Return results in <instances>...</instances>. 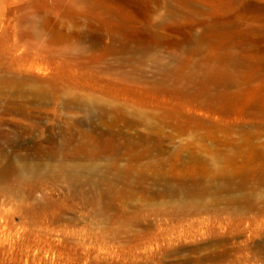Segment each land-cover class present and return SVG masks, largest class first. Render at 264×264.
Instances as JSON below:
<instances>
[{
    "label": "rangeland",
    "instance_id": "1",
    "mask_svg": "<svg viewBox=\"0 0 264 264\" xmlns=\"http://www.w3.org/2000/svg\"><path fill=\"white\" fill-rule=\"evenodd\" d=\"M110 1L114 6H89L84 0H0V150L21 165V154L45 148L50 141L61 147L70 135L79 133L75 136L80 139L82 130L109 131L111 112L120 109L134 125L120 121L113 128L123 134L117 141L131 140L134 154L150 146L144 158L129 162L125 157L120 164L145 171L148 179L142 185L150 191H162L169 177L192 174V152L199 150V155L210 158L214 148L227 149L211 140L231 138L242 143L252 137L264 153V0ZM149 14L153 25L147 22ZM153 43L157 52L151 51L145 62L132 50H123ZM170 52H177L181 59ZM186 60L198 65L213 62L214 67L202 71L196 87L184 82L186 91H168L154 83L158 66L189 71ZM226 64L234 75L232 81L223 68ZM228 83L229 94L222 92L216 99L218 107H230L227 121L221 112L207 114L198 98H192L197 90L216 93ZM43 93L49 97L43 101L45 110H29L31 121L10 113L12 107L37 105ZM54 94L59 100L54 101ZM67 98L73 102L70 107ZM82 103L84 108L79 107ZM178 107L184 108V115ZM170 108L176 109L173 118H155V113ZM200 120L215 126L205 124L197 136L172 126ZM139 136L150 141H140ZM230 152L245 166L243 172H264V157L252 146L239 145ZM178 153L182 160L177 159ZM5 163L0 162V167ZM226 163L220 160L219 174L228 167ZM204 169L207 179L211 178V170ZM155 171L160 172L159 179L150 178ZM46 182L59 199L56 207L48 205L47 214L41 216L37 211L29 214L20 205L23 200L14 196L13 187L3 195L0 185V264H179L174 249L192 242L189 226L193 223L202 227L194 243L216 242L217 248L232 255L228 264H264V200L251 210L246 203H230L223 194L219 204H208L211 212L194 214L190 208L183 219L175 220L156 206H174L167 195L151 199L136 193L132 200H124L112 192L116 202L102 214V205L64 199L74 189L66 181L57 186ZM103 185L114 191L123 188L111 180ZM260 191L264 199V188ZM216 197L207 195L203 201ZM227 209L235 210L237 216H230ZM209 228L212 236H203ZM225 238L229 240L219 246ZM166 248L171 251L165 253Z\"/></svg>",
    "mask_w": 264,
    "mask_h": 264
},
{
    "label": "bare ground",
    "instance_id": "2",
    "mask_svg": "<svg viewBox=\"0 0 264 264\" xmlns=\"http://www.w3.org/2000/svg\"><path fill=\"white\" fill-rule=\"evenodd\" d=\"M84 1L85 3H88L89 6H91V4H95L101 7L110 4L114 6V4H112L110 0ZM155 1L159 4L161 0ZM162 2L164 1L162 0ZM152 10H156V8H153ZM147 22L150 25H153L154 18L152 16L150 18V14L148 16ZM136 45L137 44H135V46ZM157 48L158 46L153 43L149 45H138L136 49L133 48L134 50L129 48H124L123 50H132L133 56L139 54L138 56L140 62H145L147 60H150L151 51L157 52ZM170 54H172V56L176 58V60L181 59V56H179L177 52H170ZM154 61L156 64L158 63L157 59H154ZM186 65L187 67L190 66L189 71H180V69L173 70V68H169L167 65L165 67L164 65L161 67L158 66V69L155 72V77H158L154 79V83L168 91H184L185 88L188 87L185 85V83L189 84L192 87H196L195 82L202 71H211L212 67H214L213 62H209L204 65H198L187 61ZM223 68L229 80H234V75L231 72V68L229 67V65L226 64L225 66H223ZM229 85L230 83H228L224 87L225 90L216 91V93L207 88L205 89L206 91H202V94H200V92L197 90L196 93H192V98H198V101H200L202 104V109L207 114L212 115L216 113V111H218V113L221 112L224 121H227L228 112H231L230 107H218L216 99L219 94L222 95V92L224 93L223 95L229 94L226 91L229 87H231V85ZM192 87H190V89ZM179 88L182 89L180 90ZM53 96L54 101L55 99L59 100V96L57 94H54ZM45 97H47L46 93L38 96V100L40 99V102L37 105H33L35 103L30 102L29 104L21 105L18 107L11 106L12 108L10 113H18L19 116L24 119V121H31V116L33 114L30 115L29 110H41V112H43L42 109L45 108L43 102ZM70 99L65 100L66 106L70 107L73 104ZM45 103H47V101ZM50 103H52V101H50ZM85 103L80 104L79 107L86 106ZM209 103L212 104V107L209 106ZM8 107L7 109H9ZM177 109L180 108L178 107ZM175 110V108L166 109L164 111L165 113H155L154 116L157 120L167 121V119L169 120V118H173L175 116ZM122 111L123 110L117 109V111L111 112L114 119L113 121H111V128L109 131L102 132L98 130V132H91L90 130L85 128L86 130H82L80 132V139H77L75 136V134L79 135V133L70 135L61 147L50 141V145L45 148H43V146H38L34 149H30L31 153L21 154V165H17L14 161H12L10 155L7 154L4 149H1L0 162L7 163L6 166L3 165L2 167H0V185H2L1 188L3 195L8 194V190H11L10 187H13L15 189L14 196L23 200L20 205L22 207L26 206L25 208L28 209L29 214L32 213V215H34L37 211L40 216L46 215L47 211L49 210L48 205H53L54 207H56L57 200L59 199L55 197V194L53 193L56 189H48V183L46 182V180H50V184H52V186H57L55 185V183L64 180L67 182V184L74 188H72V193L70 189L71 187H69L70 190L67 191V195H65L64 199H71L74 201L77 200L81 202L83 201L85 202V204H92L93 206L102 205L100 207V212L102 214L107 213L112 208L113 203L116 202V197L111 195L112 192L120 196L122 195L124 200H132L136 193L140 195L142 194V198L151 199L167 195L175 201L174 206L167 207L166 205L161 203L155 205L158 208H165L166 214L171 216L175 220H180V218L183 219L185 215L184 211H188L190 208H192V212L194 214L200 212H211V210L209 209V205L211 204V202L219 204L220 199H218V197L223 194L228 195L227 200L230 203H246L245 206L247 207V209L251 210L257 209L258 204L262 200H264L263 195L261 194L263 192L260 191L261 188H264V172L257 170L253 172L254 174H249L248 171L243 172L244 170H242V168L244 169L245 166L238 164L236 154H234V152H230L232 151V148H237V146L239 145H250L254 150H257L259 153L261 152V157H264V153H262V150L259 149V145L256 144L255 141H253L254 139L252 137L245 138L242 143H239V141H234L231 138H226L225 140L220 141L211 140V138L210 140L213 145L216 144L225 146L227 148L224 150L226 151V153H224V151L222 152L218 148H214L210 151V158H204L199 155V150L198 152H192V156H190V159L195 164L190 167L189 171H192V174H194L193 176H191L192 174H189V176L187 174H183L177 178L169 177L165 181L162 191L154 192L150 191L147 187H143V181L148 179L147 173L145 171L135 170L129 165L126 166L120 164V161L125 157L129 162L140 160L144 158V151H150V146H144L142 153L134 154V151L132 149L134 147V143L131 140H128L124 143H119L117 141L116 138L119 135L123 134L122 131H116L113 128L117 127L120 121H123L126 126L134 125L130 120L127 119V116ZM184 111V108H181L179 114L181 113L182 116ZM41 117H43V115ZM202 122L203 120H200L199 123H192L187 125H180L179 123H175L172 124V126L176 130H179L180 133L196 134L198 130L201 129V127H203L210 121L206 120V122ZM212 125H214V123L210 122L207 127H212ZM204 127H206V125ZM106 135L110 136L109 139H105ZM139 138L140 141L143 142L150 141V137L139 136ZM180 149L181 151H183L185 149V146H182ZM19 156L20 154L18 155V157ZM176 157L178 160H182L180 153H178ZM221 159H223L224 161L226 160V164L228 165V167L225 166V168H222V170H224L223 174L218 173V168L220 167L219 163ZM100 161L105 162V165L101 163L104 168L101 166V164L98 163ZM235 165H237V167H234ZM231 166L232 168H230ZM204 168L211 170L213 174L211 178L207 179V176L205 174L207 172H205L206 170ZM226 168L228 170H226ZM220 175L221 178H219ZM251 175H253L254 178H251ZM152 177H156L159 179L161 177V174L160 172L155 171L154 175L150 176V178ZM110 180L122 184L123 188L118 191H114V188L110 187L105 188L103 184ZM251 180H254V184H251ZM207 195L217 196V199H212L211 201L204 202L203 198H205V196ZM35 204H37L38 207L33 208V206L35 207ZM202 206L204 207L201 208ZM117 209L118 211L124 210V208L118 207ZM220 209V207H217V211H220ZM259 209L260 211H262L261 208ZM226 212H228L230 216H237L236 211L233 209H227ZM200 228H198L196 223H193L189 226V235L192 242L189 244H182L181 247L174 249L179 254V256H177V262L179 264H206L211 262L228 264L232 262V255L230 254V252L221 249L220 247V249L217 248L216 242H212L210 244L207 242L208 239H206V241H201L202 243H194L196 234H198ZM202 233L203 236H212L213 230L212 228H209L206 232L203 231ZM184 235L185 234H181V237H183ZM228 240L229 239L227 238L221 240L223 242L219 246H222L223 243L227 242ZM165 250V253L171 251V249L168 248H166ZM256 256L259 257L258 254Z\"/></svg>",
    "mask_w": 264,
    "mask_h": 264
}]
</instances>
